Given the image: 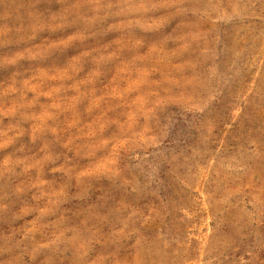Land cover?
<instances>
[{
    "label": "rangeland",
    "instance_id": "rangeland-1",
    "mask_svg": "<svg viewBox=\"0 0 264 264\" xmlns=\"http://www.w3.org/2000/svg\"><path fill=\"white\" fill-rule=\"evenodd\" d=\"M0 264H264V0H0Z\"/></svg>",
    "mask_w": 264,
    "mask_h": 264
}]
</instances>
